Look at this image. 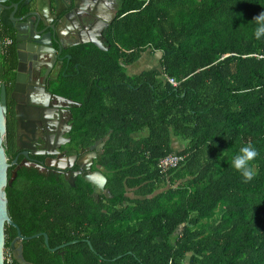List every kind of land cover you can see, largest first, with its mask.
I'll return each instance as SVG.
<instances>
[{
    "label": "trees",
    "instance_id": "1",
    "mask_svg": "<svg viewBox=\"0 0 264 264\" xmlns=\"http://www.w3.org/2000/svg\"><path fill=\"white\" fill-rule=\"evenodd\" d=\"M261 12L264 0H118L107 51H65L57 94L82 104L74 140L104 139L110 196L19 171L8 215L23 236L48 239L22 242L26 262L264 264V38L251 22ZM148 51L159 69L128 73ZM244 144L259 153L249 182L231 166ZM169 155L183 160L161 172ZM15 235L6 225V250Z\"/></svg>",
    "mask_w": 264,
    "mask_h": 264
},
{
    "label": "flooded vegetation",
    "instance_id": "2",
    "mask_svg": "<svg viewBox=\"0 0 264 264\" xmlns=\"http://www.w3.org/2000/svg\"><path fill=\"white\" fill-rule=\"evenodd\" d=\"M28 1L5 0L0 6V31L7 34L6 37L2 36L0 41L7 39L9 42L5 47L0 48V84H4L6 90V144L4 152L9 164L7 176L10 175V177L8 179L13 176V173H16L15 180L18 172L25 170L29 176L38 175L49 182L53 181L58 186L76 187L84 183L90 186L91 195L96 201L104 202L105 198L110 196L106 186L107 171L98 165L104 139L90 145L74 140L76 134L73 125L74 115L82 104L79 101L57 99V96L68 99L57 94V88L60 89V78L68 76L67 64H69L71 56L65 51L75 42L71 34L82 30L80 27L76 29L72 20L65 18L61 23L63 28L57 31L60 34L59 38L63 41L61 51H59L60 44L57 45L52 40L51 49L45 47V51H39L37 46L30 51L20 50V46L24 44L17 41L19 29H27L29 39L26 43L32 45L34 36L46 38L52 33L50 27L56 24V19L49 11L48 6H44L42 9V21L36 22L33 16H26L32 10ZM40 1L44 4L48 2V0ZM94 1L95 3L99 1L98 6L93 3ZM87 7L90 10H86L89 17L83 20L84 23L81 25L88 27L87 29L92 28L95 32L100 27L104 37L107 27H103V25L107 22L110 24L115 18L118 0H88ZM11 15L13 19H11ZM31 24H34L35 31L30 33L29 25ZM18 27L20 28L16 29ZM129 67L126 68L127 72ZM17 74L19 76L18 83ZM130 74L135 73L131 72ZM17 84L18 90L14 92ZM19 86L23 87V94L19 92ZM16 99H23V101H16ZM78 104L79 106H77ZM19 117L22 118L21 123ZM95 173H100L106 178L104 191L98 195H95L91 185L82 179L83 174L95 177ZM13 181L7 186H12ZM129 196L131 197V195ZM16 238L17 232L10 244ZM22 242L17 240L15 246L22 245ZM10 244L7 250L4 249V254L10 255L13 262V259H16L10 251ZM60 246L51 248L50 251L53 249L59 251L62 249L58 248ZM59 254L62 255V252Z\"/></svg>",
    "mask_w": 264,
    "mask_h": 264
},
{
    "label": "water",
    "instance_id": "3",
    "mask_svg": "<svg viewBox=\"0 0 264 264\" xmlns=\"http://www.w3.org/2000/svg\"><path fill=\"white\" fill-rule=\"evenodd\" d=\"M5 0H0V6L2 2ZM87 1L88 0H48L46 4L42 3L40 0H29L28 3H30L31 11L26 16H33L36 20V22L42 21V9L43 7H49V11L54 16V19H56V24L51 26L50 29L52 31L51 35H47L46 38L38 36H34L32 40L34 41V44L30 45L27 42L28 33L26 30H20L18 31V37L17 41L23 43L24 45L20 46V50L27 49L28 51L34 50V48H38L39 51H45L46 48L51 47V40L57 43V45L60 44L59 51H61V44L63 43L62 39L59 38L58 30L62 29L63 26L61 23L64 21L65 18H68L69 20H72V22L75 24L76 29L81 28L82 31H75V33H72L71 35L74 37L75 42H73L70 46H75L79 44H85V43H91L95 47H97L101 51H107L108 47L105 46L104 37L101 31V28L99 27L98 31L95 32L94 29L88 27L82 26L81 24L84 23L83 20L87 19L88 12L90 11L87 7ZM99 3V1H96ZM96 6H98V3L93 2ZM92 6V4H91ZM1 11V8H0ZM91 13V12H90ZM85 15V16H84ZM11 19H13V16H10ZM112 19V18H111ZM110 19V20H111ZM108 22L103 25V27H108ZM102 27V26H101ZM30 33L31 31H35L34 24L29 25ZM94 30V31H93ZM104 30V29H102ZM23 32V33H21ZM45 40V41H44ZM63 46V45H62ZM65 49V47H63ZM51 49V48H50ZM21 63V59L19 61ZM20 66V65H19ZM21 67V66H20ZM19 67V68H20ZM18 68V72H19ZM19 82V76L17 74V83ZM21 94H23V87L19 86ZM18 90V84L14 88V92ZM13 98V97H12ZM14 99V98H13ZM58 100L61 101H72L65 98H61L57 96ZM16 101H23V99ZM79 106V104L77 105ZM19 122L21 123L22 118L19 117ZM6 144V90L4 84H0V264H4V249H5V226L10 225L16 229L17 232V238L13 240V242L10 244V251L12 252V255L14 258L20 263V264H29L23 259L22 254V245L20 244L18 247L15 246V242L17 240H29L32 238L39 237L40 235H43L45 244L47 245V236L46 234H36L33 236L25 237L22 236L20 233L19 228L12 222L8 215L7 210V198L5 189L7 185H10L11 182L14 180L16 173H13V176L8 179L7 176V168L9 164L7 163L6 157H5V148ZM82 179L88 182L91 187L94 190V194L98 195L101 194L104 191V184L106 183V178L100 174L95 173V177L89 176L87 174L82 175ZM65 245H62L58 248H63ZM55 251V249L51 250Z\"/></svg>",
    "mask_w": 264,
    "mask_h": 264
},
{
    "label": "clouds",
    "instance_id": "4",
    "mask_svg": "<svg viewBox=\"0 0 264 264\" xmlns=\"http://www.w3.org/2000/svg\"><path fill=\"white\" fill-rule=\"evenodd\" d=\"M255 24L254 36L257 40L264 38V12L254 17L251 21ZM1 48V41H0ZM259 153L254 145L244 144L231 157V166L243 177L244 182H249L254 179L256 175L254 162Z\"/></svg>",
    "mask_w": 264,
    "mask_h": 264
},
{
    "label": "built area",
    "instance_id": "5",
    "mask_svg": "<svg viewBox=\"0 0 264 264\" xmlns=\"http://www.w3.org/2000/svg\"><path fill=\"white\" fill-rule=\"evenodd\" d=\"M8 43H9L8 40L5 39L4 41L1 42V47H5ZM165 79L171 85L177 84L176 81L172 78L166 77ZM182 160H183V157L169 155L159 161L158 168L162 172V171L175 167ZM4 262H6L7 264H12L11 256L8 254L7 255L4 254Z\"/></svg>",
    "mask_w": 264,
    "mask_h": 264
},
{
    "label": "rangeland",
    "instance_id": "6",
    "mask_svg": "<svg viewBox=\"0 0 264 264\" xmlns=\"http://www.w3.org/2000/svg\"><path fill=\"white\" fill-rule=\"evenodd\" d=\"M148 54H150V61L153 62V66L151 68H149L150 70H155V69H159V63H158V53L155 54H151L150 51L146 52L145 55L148 56ZM140 61V60H139ZM137 62L133 65H131L128 69V73L134 72L135 74H137L138 72L142 71V70H146L145 67H143V64H147V61H141V62ZM132 197V196H131Z\"/></svg>",
    "mask_w": 264,
    "mask_h": 264
},
{
    "label": "crops",
    "instance_id": "7",
    "mask_svg": "<svg viewBox=\"0 0 264 264\" xmlns=\"http://www.w3.org/2000/svg\"><path fill=\"white\" fill-rule=\"evenodd\" d=\"M145 54H146V52L141 55V58L139 59L140 60L139 62H141V61H147V64H143L144 65L143 67H145L146 70H150L149 68H151L154 64L149 59L151 55L148 54V56H147ZM159 59H160V57L158 56V63H159ZM185 147H186V144L185 143H181L177 139H174L173 140V149H175V151L183 150V149H185Z\"/></svg>",
    "mask_w": 264,
    "mask_h": 264
}]
</instances>
